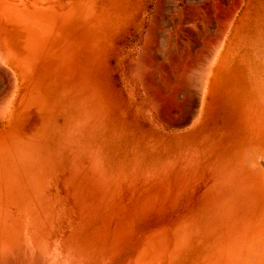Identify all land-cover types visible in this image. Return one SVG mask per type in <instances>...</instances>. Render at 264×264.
Wrapping results in <instances>:
<instances>
[{
    "label": "rangeland",
    "instance_id": "374dc122",
    "mask_svg": "<svg viewBox=\"0 0 264 264\" xmlns=\"http://www.w3.org/2000/svg\"><path fill=\"white\" fill-rule=\"evenodd\" d=\"M173 1L0 0L5 252L16 244L31 264H234L252 248L264 259V0ZM216 9L220 22L234 12L196 87L198 17L215 34ZM179 17L184 37L198 33L177 43L196 63L162 64L181 95L170 85L160 115L127 64L151 27L162 50Z\"/></svg>",
    "mask_w": 264,
    "mask_h": 264
},
{
    "label": "bare ground",
    "instance_id": "6f19581e",
    "mask_svg": "<svg viewBox=\"0 0 264 264\" xmlns=\"http://www.w3.org/2000/svg\"><path fill=\"white\" fill-rule=\"evenodd\" d=\"M175 1V0H174ZM173 1V3H175ZM177 1V0H176ZM217 2V0H211V2H212V4L214 3V2ZM161 2V1H160ZM169 2V1H168ZM178 2V1H177ZM180 2H181V0H180ZM180 2H178L177 4H178V6L181 4ZM233 2H234V0H233ZM162 3V2H161ZM180 3V4H179ZM209 3H210V1H209ZM235 3V6H237V4H236V1L234 2ZM176 4V5H177ZM175 5V4H174ZM173 5V6H174ZM175 5V6H176ZM193 5V4H192ZM209 6L211 5V3L210 4H208ZM231 5V4H230ZM205 6V5H204ZM213 6V5H212ZM218 5L216 4V6L215 7H217ZM234 6V5H233ZM234 6V7H235ZM205 7H207V5L205 6ZM211 7V6H210ZM210 7L207 9H205L206 10V12H207V10H208V12H210L209 11V9H210ZM230 7V6H229ZM238 7V6H237ZM156 8H158V10L160 11V8H159V6L157 5V7ZM175 8V7H174ZM182 8V7H181ZM181 8H179V10L181 9ZM203 8V7H202ZM230 8H232V6L230 7ZM185 9V8H184ZM189 9V8H188ZM188 9H186L187 10V12L186 13H188L189 11H188ZM204 9V8H203ZM215 9V8H214ZM219 9H221V7L219 6ZM229 9V8H228ZM174 10V9H173ZM193 10V12H194V9H192ZM217 10V9H216ZM215 10V11H216ZM223 12L225 11V9H221ZM220 10V11H221ZM232 10V9H231ZM159 11H157L158 13H160ZM177 11V10H176ZM204 11V10H203ZM215 11H213L214 13H215ZM218 11V12H217ZM216 11V13H215V16L217 17V19H216V17H215V19L216 20H218V18H219V20H220V16L222 15V13L219 11V10H217ZM233 11V10H232ZM231 11V12H232ZM156 11H155V13H157ZM178 12H180V11H178ZM195 14H197L198 15V13H197V11H196V9H195ZM202 11H200V17H198V19L199 18H201V20H203V21H199L200 22V24L202 23L203 25H201V26H204V27H207V28H204L203 29V27L201 28V26L199 25V23H198V25H199V27H198V25H197V27H198V29H200V30H198L197 29V27H195V25H196V23L195 22H193V20H195V19H193V18H197V17H193L191 20H189V22L186 24V22H184L185 24H186V26L189 24H191V25H193V23H194V28L195 29H197L196 31L199 33V36H198V33H195V38L198 36V38L200 37L201 38V36H202V39H204L205 41L204 42H206L205 44L201 41V39H200V41H199V39H195L194 37H193V35H192V33L190 34L191 36V39L189 38V36H186V34H185V37L182 35V33H180L179 31H178V29L180 28V20H182V19H180V17L178 18V21L176 22V25H174V29L173 30H166L167 32H166V36H165V38L164 39H162L163 41H162V43H163V49L162 50H160L159 48H158V40H159V38H160V36H162V35H159V34H162V33H160V32H163V34H164V31H159V32H157L156 31V27H151V28H149L147 31H146V33H145V35H144V38L142 39L143 40V42H142V46H141V44H140V48H139V50H138V52L136 53V55L135 56H133V58H130V60H129V64H127L128 65V73L129 74H131V76H133V77H135L136 78V81H137V83H138V85H139V89H140V91L143 93V95L145 94V97H146V101H148V104L150 105L151 104V106L153 105L154 107V109H152V107H150L152 110H155V112H157L158 114H162V110H161V113L158 111V107H159V105H161L160 104V99H159V96L160 95H163V93H165L166 92V90H167V88L170 86V85H172V87L174 88V85H177V83H176V81L178 82L179 80H177V79H181V77L179 76V75H177L176 73L179 71V70H181V63H179V62H181L182 60H187V59H189V58H191V56L188 58V54L185 52L186 50H185V45H187L188 43V45H187V47L190 45L191 46V44H190V42H188V40H191V41H199L200 43H203L204 45H202L203 47V54L201 55V58L200 57H198V56H196L197 54H199V53H197V54H195V53H191V55L193 54H195L194 56V58H200L199 60H198V62H200V64L198 63L196 66L198 67V68H196V66L195 65H193V66H195V69H194V71H193V67H192V70H191V72H192V74L191 75H194L195 73L196 74H198V72L200 71H202V69H200V68H203L204 70L206 69L204 66H202V65H204L205 63H206V61L208 62L209 60H211V59H213V57L215 58L216 57V54H217V50L216 51H214L213 52V49H211V45H216V47L218 46V48H219V44L220 45H223V44H225V39H226V36L224 35L225 33H226V31L227 30H222V29H226L227 28V25H229V23L228 22H230V20H231V17L233 16H231V14H233V12L232 13H230V19L228 20V22H227V18H225L224 17V21L222 22H220L219 20H218V22H217V24H216V28L218 27V25L220 24L221 26L224 24H226L227 23V25L226 26H224L223 25V27H222V29H219V28H217V30L216 29H214L213 31L214 32H216V33H218V35L216 34V36H215V34L214 33H212V34H210L211 33V31H212V28L210 29L209 28V26H206V22H208V23H210L213 19L211 18V17H209V18H211V19H209V20H211L210 22L209 21H207V16L209 15L208 13H206V12H202L203 13V16H201L202 15V13H201ZM212 12V13H213ZM154 13V14H155ZM174 13H175V11H174ZM177 13V12H176ZM181 13V12H180ZM179 13V14H180ZM207 14V16H206V14ZM211 13V14H212ZM218 13V14H217ZM220 13V14H219ZM153 14V13H152ZM210 14V15H211ZM220 15V16H217V15ZM170 15V14H169ZM177 15V14H176ZM189 15V14H188ZM196 15V16H197ZM214 15V14H213ZM156 16V17H155ZM154 17L155 18H153V19H149V20H151V22H152V20L153 21H155L154 19H157V17L158 16H160V15H155ZM162 16V15H161ZM184 16V15H183ZM186 16V15H185ZM204 16L207 18V19H205L204 18ZM174 17H175V15H174ZM192 17V16H191ZM204 19H203V18ZM213 17V18H214ZM163 18V17H162ZM183 18V17H182ZM185 18V17H184ZM223 18V17H222ZM161 19V18H160ZM168 19H171V18H168ZM226 19V20H225ZM159 20V19H158ZM162 20V19H161ZM172 20H174V19H172ZM187 20V19H186ZM205 20V21H204ZM168 21V20H167ZM197 21V22H198ZM226 21V23H224ZM150 22V21H149ZM148 22V23H149ZM220 22V23H219ZM166 23V22H165ZM169 22H167V24H168ZM205 23V24H204ZM216 23V22H215ZM219 23V24H218ZM172 24V23H171ZM212 23H210L209 25H211ZM190 25V26H191ZM208 25V24H207ZM219 25V26H220ZM193 26H192V28H193ZM211 26H213V25H211ZM173 27V26H172ZM226 27V28H225ZM215 28V27H214ZM229 28V27H228ZM207 30L206 32L208 33V34H210V35H214L213 36V38L215 39V42L218 44H215V42H214V39H212L209 35H205V34H203V33H205V31H203V32H201V30ZM208 29H210V33L208 32L209 30ZM219 29V30H218ZM216 30V31H215ZM181 31V30H180ZM178 32H179V34H178ZM200 32H201V34L202 35H200ZM229 32V31H228ZM159 33V34H158ZM184 33V32H183ZM159 36H158V35ZM194 34V33H193ZM229 34V33H228ZM183 36V37H181V39L179 38V36ZM203 35H204V37L205 38H203ZM218 36V37H217ZM164 37V36H163ZM189 38V39H185V38ZM158 38V39H157ZM162 38V37H161ZM161 38H160V40H161ZM185 39L186 41H184V40H182V39ZM179 39H180V41L182 40V42H188V43H182V44H185L183 47H184V49H180V50H183V51H179V52H181V53H179L177 50V48H176V45H178L177 43L179 42ZM193 39V40H192ZM1 42V41H0ZM8 42V41H7ZM160 42V41H159ZM199 42H196L197 44L199 43ZM194 43V42H193ZM213 43V44H212ZM195 44V43H194ZM193 44V45H194ZM197 44H195V47H196V45ZM214 45L212 46V48L214 47ZM179 47L181 46V43L178 45ZM182 46H181V48H182ZM198 46H199V44H198ZM194 47V48H195ZM205 47V48H204ZM172 48H173V50H172ZM207 48V49H206ZM4 49L5 48H3L2 50L4 51ZM186 49H189V48H186ZM201 49V48H200ZM215 49V48H214ZM225 49V48H224ZM191 50V49H190ZM190 50H188L189 52H190ZM196 51H200V50H197V49H195ZM3 51H1V48H0V57L1 56H3L4 55V52ZM157 51H159L158 53V57H160L159 59H158V57H157ZM187 51V52H188ZM193 51V50H192ZM202 51V50H201ZM2 52V53H1ZM188 52V53H189ZM195 52V51H194ZM200 53H202V52H200ZM216 53V54H215ZM1 54H3V55H1ZM189 55H190V53H189ZM200 55V54H199ZM221 55H223L222 53H221ZM222 57V56H221ZM192 58H193V56H192ZM192 58L190 59V63H191V60H192ZM1 60H2V57L0 58ZM214 60V59H213ZM6 61V60H5ZM171 61H175V63H179V64H177V65H179V66H177L176 64H174L175 65V68L173 67V63L171 62ZM188 61V60H187ZM192 61H194L195 62V59H193ZM197 61V60H196ZM205 61V62H204ZM164 62H166V63H171V66L169 65L168 67L170 68V67H173L174 68V70L176 71V76L178 77L177 79H176V77L175 78H173V81L174 80H176L173 84H172V80H170V78L166 75V71L165 70H167L165 67V70L163 69V66H162V64H164ZM210 62V61H209ZM208 62V65L210 64ZM188 63V62H187ZM196 63V62H195ZM195 63H193L192 62V64H195ZM202 63V64H201ZM1 64V63H0ZM192 64H191V66H192ZM126 65V66H127ZM186 65V64H185ZM198 65H201V66H198ZM206 65H207V63H206ZM1 66V65H0ZM167 66V65H166ZM180 67V68H179ZM209 66H207V68H208ZM168 68V70L170 71V69ZM173 68H172V70H173ZM185 69V68H184ZM197 69H198V72H197ZM200 69V70H199ZM174 71V72H175ZM206 72H208L207 70H205ZM8 72V71H7ZM190 72V71H189ZM190 72V73H191ZM193 72H195L194 74H193ZM200 72H199V74L198 75H196V79L195 80H198V81H196V82H199V83H197L198 85L196 86V87H200L201 85H203L204 84V75L205 74H203V71L201 72L202 74H203V79L201 78V76H202V74H201V76H200ZM10 74V73H9ZM127 74V73H126ZM128 74V75H129ZM179 74V73H178ZM185 76V75H184ZM189 76V75H188ZM197 76H199V77H197ZM206 76V75H205ZM1 77V76H0ZM192 77V76H191ZM190 78V77H189ZM198 78V79H197ZM183 79V78H182ZM185 79V78H184ZM183 79V80H184ZM188 79V78H187ZM194 79V78H193ZM13 80V78L11 79V81ZM189 80V79H188ZM195 80H193V81H195ZM200 80V81H199ZM203 80V81H202ZM9 81H10V79H9ZM9 81L7 80V82L9 83ZM209 81V80H208ZM6 82V83H7ZM132 82V81H131ZM183 82H185V83H187L186 81H183ZM182 82V83H183ZM200 82H203V84H200ZM5 83V84H6ZM7 83V84H8ZM13 83V82H12ZM182 83H180V84H182ZM192 84H194V83H192ZM196 84V83H195ZM11 85V84H10ZM182 85H184V84H182ZM181 85V86H182ZM9 86V85H8ZM189 86V85H188ZM3 87H5L4 86V84H3ZM190 87H192L191 86V84H190ZM189 87V88H190ZM202 87V86H201ZM10 88V87H9ZM185 88V87H184ZM188 88V87H187ZM187 88H186V90H187ZM194 88V87H193ZM201 88H199V90H200ZM181 90V87H175L173 90H172V93H174V94H176V93H178L179 91ZM192 90H194V89H192ZM202 90H203V88H202ZM196 92L198 91V89L197 90H195ZM204 91V90H203ZM185 92H187V91H185ZM190 92H192V91H190ZM189 92V93H190ZM7 94V93H6ZM200 94V93H199ZM178 96L179 95H181V94H177ZM194 95V93L192 94V96ZM197 95V93H195V96ZM165 96H166V94H165ZM5 95L4 94H2L1 96H0V105L1 106H3V105H5L4 103H6V101H5ZM176 97V96H175ZM196 97H198V95L196 96ZM194 98V97H193ZM189 99V98H188ZM200 99V98H199ZM185 100V99H184ZM187 100V99H186ZM192 100V99H191ZM197 100V99H196ZM196 100H193V102H192V104H191V109H192V111L194 110L195 111V109L197 108V106H199L198 105V102L196 101ZM162 101V100H161ZM167 106V105H166ZM162 107H165V106H163L162 105ZM168 107V106H167ZM171 107V106H170ZM1 108V107H0ZM5 108H3V110H4ZM187 109V108H186ZM2 110V113L4 112ZM169 110H170V108H169ZM1 111V110H0ZM173 111V110H172ZM191 110H190V112H192ZM166 112V111H165ZM171 112V111H170ZM193 113V112H192ZM196 113V112H195ZM0 114H1V112H0ZM2 115V114H1ZM188 115H190V113L188 114ZM1 117V116H0ZM192 118V117H191ZM187 120V117H185L182 121H180V122H185ZM175 124H177V123H175ZM255 166V165H254ZM135 236V235H134ZM128 241V240H127ZM131 241H132V239H131ZM124 245V244H123ZM131 245V244H130ZM129 246V245H128ZM12 247V246H11ZM14 247L15 248H13V249H15V252H17V249L16 248H18L17 246H16V244L14 245ZM34 247V246H33ZM35 248V247H34ZM11 249V248H10ZM18 249H20V247L18 248ZM23 249V248H22ZM22 249H21V251L20 250H18L19 252L18 253H15L14 252V250H12L13 252H5V250H4V246H3V243H0V264H31V262L28 260V259H26L24 256H22L21 255V253H22ZM260 248H252L249 252H248V255L247 256H245V257H243L242 259H240L239 261H237L236 263H234V264H264V259L263 258H261V257H259V255H261V254H259V252H257V250H259ZM27 250H25V252H26ZM21 252V253H20ZM34 252H35V250H34ZM38 252V251H37ZM126 252V251H125ZM20 253V254H19ZM36 253H34V255H35ZM37 256V255H36ZM26 257H27V255H26ZM124 257V256H123ZM230 257V256H229ZM35 258V257H34ZM37 258V257H36ZM232 258H234V257H232ZM38 260V259H37ZM231 260H233V259H231ZM38 262V261H37ZM223 263V262H222ZM217 264V263H216Z\"/></svg>",
    "mask_w": 264,
    "mask_h": 264
}]
</instances>
